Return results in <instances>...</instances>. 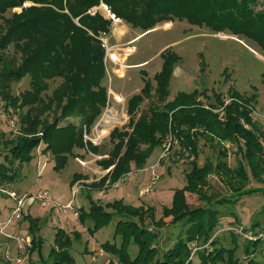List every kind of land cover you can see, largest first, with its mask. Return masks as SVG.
<instances>
[{
  "label": "trees",
  "instance_id": "1",
  "mask_svg": "<svg viewBox=\"0 0 264 264\" xmlns=\"http://www.w3.org/2000/svg\"><path fill=\"white\" fill-rule=\"evenodd\" d=\"M256 1L0 0V20L2 23H10L1 43L6 46L11 44L20 53V57H23L17 66L14 62L17 58H10L9 61L14 67L6 68V64H1L5 60L1 59L0 54V99L3 108L20 109L18 136L15 142L10 141L0 152V190L21 180L23 166L29 163L34 153L37 156L36 149L39 146L42 147L39 155H47V162L54 161L56 171L63 169L69 158L77 157L75 150L86 148L92 154L102 153L97 146L84 143L83 140L84 129L86 134L91 131L110 105L109 90L113 91L110 72L104 64L105 49L98 39L101 34L111 33L113 21L102 14L98 7L105 5L111 15L131 29L140 30L142 34L158 24L174 20L186 21L196 26L206 25L219 33V23L238 22L245 15L247 22L256 27L257 42L264 49V13L255 20L254 13L250 11V5ZM25 2L32 5L22 7ZM14 8H21V13L5 19L3 16ZM94 9L92 15L91 11ZM12 36L16 37L15 41ZM167 53L161 54V69L154 75L155 86L152 87L149 80H144L140 92L127 100V126L112 129L108 140L112 149L106 154L107 158L97 164L103 170L111 168L108 172L110 181L128 173L132 163L136 169L143 168L153 149L161 145L169 128L168 120H171L172 131L180 143L182 153H187L186 157L191 158V162L189 171L185 173L184 187L175 191L171 206L163 208L161 218L173 216L172 222L183 221L189 228L186 241H179L165 255L167 258L176 256L187 259L192 254L189 244L203 236L205 241L210 238L218 219L216 210L210 207L202 206L190 210L185 205L184 193L187 191L201 196L202 191L210 189L207 176L217 172L229 190L227 196L215 201L217 204L230 203L237 195L253 192L248 185L252 181H264V131H260L249 118V110L244 104H250L251 98H241L236 92L226 102L217 97L216 104H204L184 92H179L173 101L165 100L168 97L167 87L174 63L179 59L175 54ZM23 77H28L29 87L15 96L11 92L12 85ZM106 78L107 88L104 85ZM53 83L58 85L47 93ZM153 94L157 101L164 103L163 109L157 110L154 106ZM145 100L151 102L147 112L134 120L139 106ZM67 118H76L77 122H67L61 126L60 121ZM241 120L251 129L246 130ZM201 139L209 143L215 140L216 145L223 150L222 143L231 142L244 164L236 161V166L231 169L225 161V150L219 149L216 163L207 158L200 166L197 158ZM41 165L43 168L45 164ZM77 179L79 178L75 174L70 185L73 186ZM230 179L234 183L228 184ZM0 194L3 193L0 191ZM116 204L121 203L118 200L111 208ZM113 208L115 214H102L100 208L94 207H90L89 213H85V216L92 218L94 225L93 229L88 227L89 232L107 223L115 215L125 218L115 225V235L122 236L120 245L105 243L102 250L113 256L119 264H167L166 261L159 260L158 244L153 245L159 232L153 230L152 226L137 224L133 219L134 215H139L136 209L126 207L128 212L125 213L120 206ZM22 217L29 222L32 254L39 249L41 240L35 234V221L29 215ZM156 225L159 230L163 224L161 222ZM64 238L62 235L58 237L57 247L50 250L49 258L44 264H73L74 260L69 253L70 241L67 240L68 237ZM130 239L138 247V253L133 259L126 250ZM217 239V236L212 238L210 244L217 243ZM262 240L258 238L252 241L254 244H248L244 248L245 253H255L253 250L250 254L249 248L260 244ZM183 263L182 260L176 261V264ZM29 264L35 263L29 259Z\"/></svg>",
  "mask_w": 264,
  "mask_h": 264
},
{
  "label": "rangeland",
  "instance_id": "2",
  "mask_svg": "<svg viewBox=\"0 0 264 264\" xmlns=\"http://www.w3.org/2000/svg\"><path fill=\"white\" fill-rule=\"evenodd\" d=\"M31 5L30 2H25L22 7ZM98 10L108 16L103 11L102 5L98 7ZM250 11L254 13L256 20L257 16L264 13V0H257L251 4ZM20 13L21 8H14L3 17L6 19ZM218 27L219 33H216V30L206 25L196 26L186 21L174 20L158 24L152 30L142 34L140 30L131 29L122 21L120 23L113 21V33L111 31L109 35L101 34L99 37L104 38L108 46L122 49L118 51L120 63L115 69L120 70L122 78L117 79L111 73V89L131 93L139 89V93L144 80H149L154 87V75L161 69V54L172 53L179 59L174 63L167 87L168 97L165 100L173 101L179 92H184L188 96L198 98L204 104H216L217 97L226 102L231 99V94L236 92L241 98H251L250 104L243 102V99L242 102L246 103L244 105L249 110L250 120L256 127H259L260 131H264V49L257 42L258 31L256 27L247 22L245 15L238 22L222 21ZM9 28V21L2 23L0 20V54L1 59L5 60V63L1 64H6V68L14 67L9 61L10 58H17V61H14L15 66L20 65L23 58L11 44L8 43L7 47L1 43ZM116 38H122L121 41L116 42L120 44L119 46H113L115 43H111V40ZM15 39L16 37L12 36V40L15 41ZM103 47H105L104 44ZM124 57H128L127 61L125 60L127 63L149 59L148 65L133 66L129 69L124 65ZM110 65L113 66L108 63L109 72ZM0 68L2 69V66ZM57 85L58 83L51 84L47 93ZM104 85L108 87V78L105 79ZM28 87L29 79L23 77L12 85L11 92L16 96ZM115 95H119L121 101L114 99ZM152 98L157 110L163 109L164 103L160 100L158 102L154 94ZM127 100L128 97L125 98L122 94H110V105L101 117L109 111L118 121H110V125L104 127L98 144L85 141L83 136L84 143L88 142L97 146L104 155L102 153L92 154L86 148L75 150L77 157L69 158L66 166L56 171L54 161L47 162V155H39L42 149L39 146L36 149L37 156L34 153L29 163L23 166L21 180L4 189L14 191L19 195L46 190L54 203L63 208L58 209L52 206L42 208L38 204H33L24 209L23 216L29 215L32 221H35L33 222L37 229L35 234L41 240L39 249L32 254L30 252L28 259L35 264L46 263L50 250L57 247L58 237L62 235L65 238L68 237L67 240L70 241L69 253L74 260L73 264H106L108 259H113L117 263L113 256L100 251L105 243L120 245L122 236L121 234L115 235V225L116 222L125 218L115 217L117 216L115 215L107 223L89 232L88 227L93 229L94 225L92 218L85 216V213H89L90 207H94L95 209L100 208L99 211L102 214L105 212L115 214L113 207L120 206L125 213L128 212L126 207L136 209L139 213L133 216L136 223L140 226H152L153 230L159 232L153 245L158 244V257L162 262L176 264V261L182 260L183 264H264V233L262 232L264 230V181H252L248 186L253 192L237 195L230 203L217 204L215 201L227 196L229 191L218 172L207 176L210 189L202 191L201 196L187 191L183 196L185 205L190 210L202 206L216 210L218 223L212 231L213 234L206 241L203 236L200 240L189 244L192 254L187 259H180L176 256L166 257L165 254L172 251L179 241L185 242L188 235L189 225H184L183 221L172 222L173 216L161 218V214L164 207L171 206L175 191L184 187L185 173L189 171L191 158L186 157L187 153H182L180 143L176 140L171 142L172 147L165 151V144L170 143L166 140V136L169 133L174 137L172 122L168 120V131L163 136L161 145L153 149L145 166L136 169L132 163L128 173L115 181H110L108 172L111 168L103 170L97 162L106 159V154L112 149V144L108 141L112 129L127 126ZM150 104V100H145L139 106L134 120H137L140 114L147 112ZM19 113L20 109L16 107L4 110L0 99V152L4 146L9 145L10 141L15 142L18 136ZM110 113L105 115V119L110 118ZM14 115L17 119L14 120L15 125L12 126L9 122L16 118ZM100 119L97 123H104V120ZM67 122L75 123L77 120L67 118V120L60 121V125H65ZM241 123L246 130L251 129L243 120ZM96 124L87 133L88 137L93 138ZM211 141L213 142L209 143L202 139L199 141L200 153L197 162L200 166L207 158L216 163L219 149L225 150V161L231 169L236 166V161L244 164L241 156L236 152L235 145L231 142H223V150L216 145L215 140ZM37 157L38 159L41 157L40 162ZM41 164H45L43 168ZM75 174L79 179L71 186L70 183ZM248 175L251 179L249 173ZM232 180H228L227 183H234ZM118 200L121 204H116L111 208V205ZM13 205L12 199L6 194H0V223L9 217ZM67 205L69 207L64 208ZM142 210L144 212H141ZM161 222L163 225L158 230L156 224ZM28 226L29 222L22 217L14 221L5 230V234L12 237L22 235L31 238ZM216 236L218 237L217 243L210 244L212 238ZM258 238H262V242L249 248L250 254L253 250L255 253L247 255L244 248L249 246L248 244H254L252 241ZM6 248L10 251V257H13L15 241L7 240L0 235V264H11L3 258ZM197 249L200 251L197 252ZM126 250L132 259L135 258L138 247L133 239L129 240Z\"/></svg>",
  "mask_w": 264,
  "mask_h": 264
},
{
  "label": "built area",
  "instance_id": "3",
  "mask_svg": "<svg viewBox=\"0 0 264 264\" xmlns=\"http://www.w3.org/2000/svg\"><path fill=\"white\" fill-rule=\"evenodd\" d=\"M102 9L104 12H106L108 17L112 21L119 22V23L121 22L120 19H117L113 15L110 14L108 8L105 5H102ZM94 11L95 9L91 11L92 15L94 14ZM99 39L105 46L104 47L105 49L104 64H105L106 69H108V63L112 65H119L118 63H120V58H119L118 51L122 49H119L116 47H110L107 45V41L104 38H99ZM127 51H130V49H127ZM109 94L114 95V93L111 90H109ZM119 97H120L119 95H115L114 99H120L121 101V98ZM108 107L109 105L106 107V109ZM105 114L101 117L100 120L104 118ZM16 119L17 117L15 119H12V121L9 122L10 125L12 126L13 124L15 125ZM108 125H110V122L109 123L104 122L102 124L98 122L94 128L93 138L88 137L84 129L83 136L85 138V141H90L92 144H95V145L98 144L101 138L102 130L104 129V127H107ZM166 140L170 142V143L165 144V151H168L169 148L172 147L171 142L173 143L174 140H176V137L175 136L173 137V135L168 133V135L166 136ZM78 161L80 162V160ZM0 191L3 194H6L14 202V207L11 209L9 217L3 223H0V235L3 236L7 240L15 241V254L13 257H10V251L8 248H6L3 253V258L11 264H29L28 258H29L30 249L32 247L31 238L29 236H22V235H17L15 237H12L8 234H5V230L9 228L13 224L14 221L20 220L23 216L24 209L27 208L28 206L29 207L32 206L33 204H38L42 208L49 207V206H52L58 209H63V208L62 206H58L54 203V201L49 195V192L46 190H40L34 194L27 193L23 195H19L14 191H5L4 189ZM67 207H69V205L65 206L64 208H67ZM100 252H104V251L101 250ZM107 261L108 262H106V264H119L118 262L116 263V261L113 259L111 260L108 259Z\"/></svg>",
  "mask_w": 264,
  "mask_h": 264
},
{
  "label": "crops",
  "instance_id": "4",
  "mask_svg": "<svg viewBox=\"0 0 264 264\" xmlns=\"http://www.w3.org/2000/svg\"><path fill=\"white\" fill-rule=\"evenodd\" d=\"M112 33H113V29H112ZM139 37H140V35H139ZM138 38V37H137ZM136 38V39H137ZM121 39L122 38H120V39H113V40H111V43H115V44H113V46H119L120 44H117L118 43V41H121ZM131 40H133V39H131ZM130 40V41H131ZM134 40H135V38H134ZM117 42V43H116ZM129 42V41H128ZM127 42V43H128ZM127 58L128 57H124L123 59H124V65L125 66H127V68L129 67V69L131 68V67H133V66H141V67H145V65H148L147 63H148V60L149 59H145V60H142V61H140V62H136V63H134V62H130V63H127L126 61H127ZM126 60V61H125ZM116 65H113V66H109V69H110V74L111 73H113V75H115V77H117V79H121L122 78V76H121V72H119L120 70H115L116 69ZM141 90V89H140ZM138 91H139V89L136 91V92H134V93H131V92H128V91H120V90H115V91H112L114 94H122L125 98H127L128 97V99L131 97V96H133V95H135V94H138ZM131 93V94H130ZM38 159V158H37ZM38 161L40 162L41 161V157H39V159H38Z\"/></svg>",
  "mask_w": 264,
  "mask_h": 264
},
{
  "label": "bare ground",
  "instance_id": "5",
  "mask_svg": "<svg viewBox=\"0 0 264 264\" xmlns=\"http://www.w3.org/2000/svg\"><path fill=\"white\" fill-rule=\"evenodd\" d=\"M107 113H110V112L107 111L106 114H107ZM106 114H105V115H106ZM103 119H104V122H105V123H109L110 121H114V122H115V121H116V122L118 121V119H117L115 116H113L111 113H110V118L105 119V116H104Z\"/></svg>",
  "mask_w": 264,
  "mask_h": 264
}]
</instances>
